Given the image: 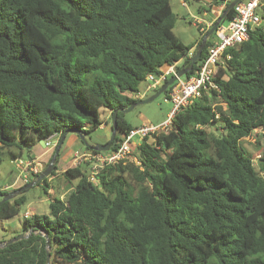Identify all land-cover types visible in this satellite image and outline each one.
Listing matches in <instances>:
<instances>
[{
    "label": "trees",
    "instance_id": "1",
    "mask_svg": "<svg viewBox=\"0 0 264 264\" xmlns=\"http://www.w3.org/2000/svg\"><path fill=\"white\" fill-rule=\"evenodd\" d=\"M229 1L198 12L223 3L225 10ZM234 15L233 7L224 21ZM262 17L249 39L225 50L231 58L214 78L218 89L138 145L140 164L106 165L96 182L81 165L66 168V198L25 217L21 231L32 233L0 248V264H47L48 247L50 264H264V145L257 162L242 145L264 130ZM175 23L171 0H0V166L5 148L69 129L90 134L103 124L102 108L113 114L136 103L129 93L149 74L181 59L177 72L188 67L205 33L186 45ZM117 122L111 149L136 127L121 112ZM59 159L60 151L51 176ZM49 177L37 183L46 193ZM25 202V192L3 202L0 221Z\"/></svg>",
    "mask_w": 264,
    "mask_h": 264
},
{
    "label": "rangeland",
    "instance_id": "2",
    "mask_svg": "<svg viewBox=\"0 0 264 264\" xmlns=\"http://www.w3.org/2000/svg\"><path fill=\"white\" fill-rule=\"evenodd\" d=\"M209 1L212 0H171L173 11L176 14L174 32L184 44H193L201 38L202 34L199 29V25L197 24V19L199 17H195L192 15V13L200 16L201 13L198 12V8L201 5L209 6ZM224 6L225 4L222 7H220V5H215L212 7L215 8V14L213 15L215 16L216 14L222 13ZM212 37L216 38V35L214 36L213 34ZM182 77H185V75ZM147 85L148 81H144L140 85L139 93L143 94V97L139 98L140 94L138 93H129V96L136 100L137 103L134 106L129 105L125 107V109L121 112L123 118L133 126H141L144 123L160 124L170 120V111L174 105L170 100L166 99L165 93H161L148 102H139L140 100L149 98L156 93L155 89L146 91ZM107 112L108 111H106L105 115V109H101V118L104 120V126L93 130L87 135L89 142L102 144L111 137L112 117H106ZM105 118H107V121ZM31 144V147L22 143L20 145H15L11 148H5L2 150L1 154L3 161L0 166V188L4 185L12 184L18 175L19 171L16 168L14 162L15 155L27 159L30 158L31 155L37 156L46 149V147H44L41 143V140L35 139V141ZM242 145L254 155V160L257 162V158L259 157L258 149L260 146L264 145V130L256 129L250 136L243 138ZM85 148V143L81 140L79 135L75 133L67 134L66 139L64 140L60 149V162L58 161V169L56 170L55 175H49L48 192L46 193L44 191L43 185H39L37 183L33 184L25 192L27 195V202L21 206L20 213L15 217L0 221V242L16 236L18 232H23L21 230L25 220L26 211L31 212L30 216L34 215L35 213H49V202L54 196L61 195L62 198H66L69 192L67 187L68 185L70 186V184L66 180L63 171H61L62 167L64 166L63 168H68L75 166L73 157L76 151H87ZM55 149L56 147L51 150L50 155L37 157L42 162V171L49 164ZM103 152L110 153V150ZM134 154L138 155L137 149L135 150ZM80 165L82 168L86 169L87 172H91L90 162L83 161ZM37 178V176H32L30 180L33 179L34 181ZM77 181V179H73V185H75ZM1 199L3 198L0 196V200Z\"/></svg>",
    "mask_w": 264,
    "mask_h": 264
},
{
    "label": "built area",
    "instance_id": "3",
    "mask_svg": "<svg viewBox=\"0 0 264 264\" xmlns=\"http://www.w3.org/2000/svg\"><path fill=\"white\" fill-rule=\"evenodd\" d=\"M234 8V17L227 22L222 21L216 28V38L209 45L207 56L198 63L194 74L188 78L179 77L170 85V90L166 95V99L170 100L174 105L170 112V120L160 124L144 123L141 126L133 127L123 140L118 142L114 149H110V153L88 150L84 152L76 151L73 157L75 166L80 165L83 161L91 163L89 180L96 182V174L106 165L120 161H131L140 164L138 156L134 152L147 136L168 132L172 129L173 116L181 108L192 104L196 98L202 95L203 91L212 88L218 89L214 78L217 76L219 69L225 67L226 60L231 58V55L225 54V50L249 39L250 31L260 26L263 22L264 0H242ZM187 56H193V51L190 50ZM176 64L164 69L158 76L149 74L146 91L155 89L163 84L166 77L170 74H176ZM139 92L137 93L140 94ZM140 97H143V94H140ZM60 136L61 134L51 136L45 140L46 145L52 149L55 148L59 143ZM14 162L19 171L18 175L12 184L2 186L0 192L20 187L28 183L32 176H36L42 171V162L37 157L27 159L16 157ZM30 215V211L25 212V217Z\"/></svg>",
    "mask_w": 264,
    "mask_h": 264
},
{
    "label": "water",
    "instance_id": "4",
    "mask_svg": "<svg viewBox=\"0 0 264 264\" xmlns=\"http://www.w3.org/2000/svg\"><path fill=\"white\" fill-rule=\"evenodd\" d=\"M241 1L242 0H230L229 1L228 7L221 13L220 16H218V18L213 23V25L210 27V29L208 30V32H206L204 34L201 43L196 48V53L193 56H191V62H190V64H189L188 67L184 66L180 71H178L176 74H173L166 82H164L160 86V88L156 91V93L154 95H152L149 98H146L144 100H140L139 102L140 103H142V102H148V101L154 99L155 97H157L158 95H160L161 93H165L166 90L169 88V86L172 85L174 83V81L177 80V78L182 77V76L186 75L187 72L193 70L194 65L201 58L203 49L205 48L209 37L215 32V30L218 27V25L222 21H224L226 19V17L228 15V13L230 12V10L237 3L241 2ZM136 103H133L131 105L134 106ZM124 109H125V107H119V108H117V109H115L113 111V114H112V126H113L112 135L109 138V140L107 142H105V143H102L101 144V143H96V142H89L88 141V138H87V135L88 134L86 132H84V131L77 130V129H69V130H66L62 134V136H61V138L59 140V143L56 146V149H55V151H54V153L52 155V158H51L49 164L41 172L40 176L36 180L31 181L28 184L22 186L21 188H18L16 190L12 191L11 193L5 195L3 197V199L0 201V205L3 202H5V201L14 198L16 195L26 192L33 184L40 182L43 178H45V177H47V176H49V175L52 174L53 170L55 169V161L57 159V155H58V153L60 151V148H61L64 140L66 139V136H67L68 133H75V134L79 135V137L85 143V145L87 147L93 149V150H96V151H107V150H110L111 147H112V145L115 143L114 139H115L116 134H117V125H118L117 118H118V113L119 112H122ZM41 143L43 145H46V141L43 140V139L41 140ZM31 233H32V229H30L28 233L22 232V233H19L16 236H13L12 238H10V239H8L6 241H1L0 242V248L6 247L7 245H9V244H11V243H13L15 241L21 240L23 238H27V237H29V235ZM39 233L41 234L42 232L39 231ZM47 243H49V238L48 237H47ZM50 263H51V254H50V250H49V247H48V249H47V264H50Z\"/></svg>",
    "mask_w": 264,
    "mask_h": 264
},
{
    "label": "crops",
    "instance_id": "5",
    "mask_svg": "<svg viewBox=\"0 0 264 264\" xmlns=\"http://www.w3.org/2000/svg\"><path fill=\"white\" fill-rule=\"evenodd\" d=\"M201 1H203V0H201ZM223 5H224V3L221 4L220 7H222ZM213 14H215V8H212L211 11H203L200 16H197L195 13H192V15H194L195 17H199L197 19V24L201 27V34H204V33H206L207 30H209V28H210L209 26L213 22L216 21V19L218 18V16H220L221 13L220 14H216L215 16ZM197 42L198 41H196L195 43H197ZM194 49H195V47L191 48L190 50L194 51ZM182 62H183V59H181L179 61V64H181ZM106 111H108L106 117H109V116L111 117V115H112L111 111L105 109V115H106ZM105 120L107 121V118H105ZM102 126H104V120H103V124L101 125V127ZM43 146L46 147V149L44 151H42L41 153H39L37 156H32L31 155V157H42V156H45V155H50V152H51L52 148L49 147V146H47V145H43ZM63 167H62V170L61 171L64 172L66 168H63Z\"/></svg>",
    "mask_w": 264,
    "mask_h": 264
}]
</instances>
